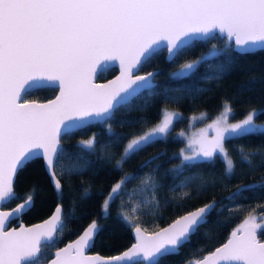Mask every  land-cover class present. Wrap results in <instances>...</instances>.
Listing matches in <instances>:
<instances>
[{"label": "snow or ice", "instance_id": "6c2138e0", "mask_svg": "<svg viewBox=\"0 0 264 264\" xmlns=\"http://www.w3.org/2000/svg\"><path fill=\"white\" fill-rule=\"evenodd\" d=\"M218 35L224 38L223 47L213 43L205 53L181 63L169 73V79L190 78L201 64L228 54L227 62L217 66L216 75L205 74L206 79H219L231 67V51L241 56L264 51V0H0V264H161L165 257L180 255L185 244L191 245V238L209 223L213 212L219 216L225 208L230 213L239 211L242 205L236 201L244 198V192L264 190L261 178L259 182L237 185L221 200L213 198L184 210L182 202L193 198V192L185 189L197 178L186 176L176 184L187 169L197 164L214 167L219 158L224 164L223 176L230 180L236 174V161L228 142L264 136V123H257L264 107L250 108L242 119L230 122L235 112L224 100L211 123L187 137V145L179 152L180 164L168 171L172 176L170 191H181L164 206L174 202L180 214L155 231L141 225L145 209L156 215L162 207L157 190L163 185L149 173L138 176L166 155L159 152L136 172L121 175L100 205L99 216L87 223L76 239L59 247L65 229L73 231L72 221L88 215L76 214L75 201L65 211L62 180L82 173L93 163L87 156L94 153L100 133L77 141L76 152L65 148L64 138L106 125L105 147L124 140L123 134L112 130L116 113L130 110L133 100L144 93L155 95L158 87L154 81L161 70L140 74L141 69L165 49L166 62L175 63L196 43L207 44ZM115 61L119 62V75L107 83H96L98 66ZM42 87H58L59 94L46 103L24 99L30 90ZM169 91H162L166 99ZM182 118L178 110L161 109L159 122L127 139L113 171H121L129 159L152 144L167 141L174 124ZM188 119L191 126L193 121L208 119V114L201 112ZM120 123L123 126L135 120L121 118ZM141 123L149 121L142 119ZM208 129L215 134L209 136ZM178 135L183 137L185 133L182 130ZM234 147L239 162L250 170L264 166V152L259 148L246 152L245 145ZM257 155L262 158L261 164L254 167L253 157ZM36 159L44 161L57 200L55 209L41 222L31 226L20 223L18 228L9 229L8 224L22 220L35 207L36 196L42 191L32 184L20 196L14 188L19 172ZM66 160L76 162L68 164ZM137 179L136 190L126 191V185ZM200 179L201 184L194 190L196 196L207 187L204 178ZM211 183L215 186L217 181ZM91 195L90 187L84 188L80 200ZM123 195L128 196L130 208L122 206L118 218L132 228L135 242L118 255H89L104 228L99 221L108 218L111 204ZM137 195L142 199H136ZM13 200L20 202L4 210ZM223 223L216 221L217 225ZM261 234L264 216L249 211L223 244L206 254L204 246L193 249L181 264H264ZM197 251L202 255L194 256Z\"/></svg>", "mask_w": 264, "mask_h": 264}, {"label": "trees", "instance_id": "16d2710c", "mask_svg": "<svg viewBox=\"0 0 264 264\" xmlns=\"http://www.w3.org/2000/svg\"><path fill=\"white\" fill-rule=\"evenodd\" d=\"M223 39L217 36V39L210 40L207 44L196 43L195 47L184 53L175 63H167L165 59V50L155 57L148 65L141 69L145 71L150 68H158L161 74L155 77L158 87L155 89V95L148 97L147 93L136 98L132 102L130 110L120 109L116 113V121L112 122V130L116 133H121L125 139L118 144H109L104 146L107 140L104 127H91L83 133H76L71 138L65 137L63 143L69 152H76L75 147L77 141L88 139L92 133H100L97 137L98 143L94 153L87 156L93 163L88 166L82 173L74 174L69 179L65 176L62 180L64 183L62 201L65 211H68L73 201L77 203L76 214L88 215L78 221H72L70 227L73 231L69 232L65 229V235L60 244L75 236L87 223L93 218L99 216L100 205L107 196L111 186L120 179L121 175L130 172H136L138 167L147 159L159 152H165L166 155H161L159 159L152 162L149 168H145L143 173H138V176H143L144 173H149L157 182L163 185V188L158 189V199L162 207L157 210L156 215L150 214L148 209L144 210L141 217L142 227H146L152 231L167 221L180 214V209L175 207L174 202H169L164 206L166 200H170L172 196H178L181 189L177 188L174 192L170 191L172 186V176L168 174L169 169L175 168L180 164L179 152L184 139L175 135V131L183 128L186 125L187 117L190 114L197 112H207L208 116L217 112L224 100H228L234 109L235 115L231 119H240L244 113L253 107H264V51H259L253 55H238L231 51L232 63L230 69L221 74L219 79L209 80L205 78L207 75H216L217 66L227 62V55H221L217 58L209 60L205 64H201L196 70V73L187 79L171 80L169 73L181 61L197 58L205 53L213 43L219 47H223ZM115 72L114 66H109L101 70L97 74V79L101 80L111 76ZM168 88V98L162 95L163 89ZM204 90V91H199ZM55 92V87H42L39 89L30 90L24 99L42 100L49 98ZM168 108L170 110H178L182 119H179L173 126L167 141L157 142L145 148L143 151L134 155L123 166L121 171H113L116 159L128 138L133 134L146 130L155 124L160 116L161 109ZM135 120L133 124H124L121 126L120 120ZM142 119H146L149 123H141ZM264 119V115L257 117V122ZM245 145V151L256 150L259 148L264 152V136H249L241 140H231L227 147L231 149V154L236 161V174L232 179H226L223 176L224 164L219 158L216 159L214 167L209 164H197L195 167L187 169L182 176L176 180V184L184 180L186 176H196L190 187L186 191L193 192V198L183 201L184 210L206 203L213 198L221 200L232 192L237 185L251 184L259 182L264 178V166H259L256 170H250L248 165L241 164L234 146ZM111 157V159H109ZM175 157V158H174ZM261 156L253 157V166L261 164ZM75 160H66L65 163H75ZM83 164L84 161H79ZM212 173V176L208 174ZM201 177L207 183L206 189L196 196L195 189L201 184ZM215 179L216 185L213 186L211 181ZM32 184H36L42 191L36 196L35 207L22 217L24 223H29L40 219L47 215L54 204L57 203L55 193L49 183L48 177L43 169L41 159H36L29 163L23 170L19 172L15 179V191L18 195L23 196ZM139 185V179L132 181L126 185V191L136 190ZM90 187L91 197L83 201L80 200L83 194V189ZM103 193L98 195L97 193ZM244 198H237L236 203L242 205L239 211L229 212L227 208L223 213L217 216L213 212L209 217V223L202 226L198 233L191 238V245L185 244L180 250V255L165 257L161 264H181V261L188 256L189 252L204 246L205 252L222 242L228 232L236 227L243 219L245 214L252 211L257 216H264V190L256 189L251 192H244ZM136 199H142V196L137 195ZM19 200H13L8 206H11ZM128 196L123 195L116 199L110 206V215L107 219H101L99 222L104 226L103 231L96 237L95 245L90 251H97L101 254L115 253L126 245L131 240V227L125 224L118 218V211L122 206L126 210L130 208L127 204ZM228 204V201H224ZM217 205V210L220 209ZM220 220L224 223L217 225L216 221ZM12 223H15L14 221ZM208 233L205 237L204 233ZM260 238H264L261 234ZM59 244V245H60ZM204 252V253H205ZM203 253V254H204ZM202 255L200 252H195L194 256Z\"/></svg>", "mask_w": 264, "mask_h": 264}, {"label": "water", "instance_id": "95a60500", "mask_svg": "<svg viewBox=\"0 0 264 264\" xmlns=\"http://www.w3.org/2000/svg\"><path fill=\"white\" fill-rule=\"evenodd\" d=\"M218 36H219V35H218ZM219 37H220V36H219ZM166 55H167V50L165 49V55H164V56L166 57ZM109 66H114V67H115V72H114L111 76H109V77H107V78H104V79L98 80V79H97V74H98L101 70H103V69H105V68H107V67H109ZM153 69H156V68H150V69H147V70H145V71H141L140 74H143V73L148 72V71H152ZM117 75H119V62H118V61H115V62H109V64H108L107 66H105V65H103V64L100 65V66H98V68H97V72H96V75H95V77H94V80H95L96 83L103 84V83H107L109 80L114 79ZM154 82H156V80H155ZM58 94H59V88H58V87H55V92H54L53 95L50 96L49 98L42 99V100H37V99H25V100H28V101H35V102H37V103H46L48 100L54 99L55 96L58 95ZM21 102H23V101H21ZM41 162H42V166H43V169H44V161H43V159H41ZM44 171H45V169H44ZM45 173H46V175H47V177H48V180H49L50 185L52 186V183H51V181H50V179H49V176H48V174H47L46 171H45ZM52 188H53V187H52ZM19 202H20V201L15 202V203L12 204L11 206L6 207L4 210H8V209H10L11 207H14L15 204H16V203H19ZM201 205H202V204H201ZM55 206H56V204H54V206L52 207L51 211H50L47 215H45L44 217H42V218H40V219H37V220L32 221V222H29V223H24L23 221H18L15 225H8L7 227H8L9 229L14 228V227H15V228H18V227L20 226V223H23L25 226H31V225L34 224V223L41 222L43 219H45V218H47L49 215H51L52 211L55 209ZM198 206H200V205H198ZM195 207H197V206H195ZM192 208H194V207H192ZM190 209H191V208H190ZM188 210H189V209H188ZM173 218H174V217H173ZM170 221H171V219H170L169 221H167L165 224H163V225H161V226H159V227H164V226H166ZM86 225H87V224H86ZM86 225H85V226H86ZM159 227H158V228H159ZM158 228H156V229H154V230H152V231L158 230ZM82 229H83V228H82ZM82 229H81V230H80L75 236H73L72 238H70V239L66 240L65 242H63L62 244H60L59 247H63V246H64L65 244H67L68 242H70V241L76 239V237L79 235V233L82 231ZM232 229H233V228H232ZM232 229H231V230H232ZM231 230L228 232L227 236L225 237V239H224L222 242H220L219 244H217L216 246H214V247L211 248L210 250H214L215 247H218V246H220L221 244H223V243L227 240V238H228L229 233L231 232ZM130 234H131V237H132L131 242H130L128 245H126L124 248H122L121 250H119V251H117V252H115V253H111V254H101V253H99V252H97V251H90V250H89L88 254H89V255L99 254L100 256H103V257H109V256L118 255V254H120L121 252L125 251L128 247L131 246L132 243L135 242V241H134V234H133L132 228H131ZM261 239L264 240V238H261ZM210 250H208V251H210ZM204 254H206V252H205ZM50 258H51V257H49V259H50Z\"/></svg>", "mask_w": 264, "mask_h": 264}, {"label": "rangeland", "instance_id": "374dc122", "mask_svg": "<svg viewBox=\"0 0 264 264\" xmlns=\"http://www.w3.org/2000/svg\"><path fill=\"white\" fill-rule=\"evenodd\" d=\"M193 59H195V58H193ZM183 62H184V61H181V62H179L178 64H176V66L172 69V71H175L176 68H178L179 65H180L181 63H183ZM220 110H221V108H220L217 112H215V113H213L212 115L208 116V119H205V120H199V121H193L192 124H191V126L189 125V119H188V118H189L190 116H192V115H198V114H200L202 111H201V112H197V113H193V114L188 115L186 125H185L183 128L176 130L175 133H174L175 135H178V133H180L182 130H183V132L185 133V135L182 137V138L184 139V141H183V144H182V146L180 147V149H181V148H184V147L187 145V142H188V141H187V137H189V136H191V135H193V134H195V133H198L201 129L206 128V127H207V124L211 123L212 119L215 118V117L219 114ZM160 118H161V116H160ZM160 118H159V120H160ZM242 118H243V117H242ZM242 118H240V119H242ZM240 119H231L230 122H236V121H238V120H240ZM159 120H158L157 122H159ZM157 122H156V123H157ZM156 123H155V124H156ZM257 123H264V119L261 120V121H258ZM153 125H154V124H153ZM153 125H152V126H153ZM207 134H208L209 136H212V135H214L215 133H214V131H213L212 129H208V130H207ZM126 143H127V141H126ZM126 143H125V144H126Z\"/></svg>", "mask_w": 264, "mask_h": 264}, {"label": "flooded vegetation", "instance_id": "af4514ba", "mask_svg": "<svg viewBox=\"0 0 264 264\" xmlns=\"http://www.w3.org/2000/svg\"><path fill=\"white\" fill-rule=\"evenodd\" d=\"M15 222V223H12V222ZM10 224H8V225H15L19 220H13Z\"/></svg>", "mask_w": 264, "mask_h": 264}]
</instances>
